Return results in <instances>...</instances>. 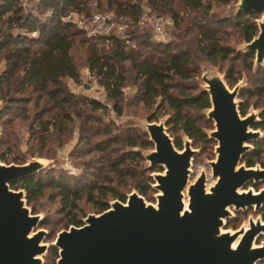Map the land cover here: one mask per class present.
<instances>
[{
    "label": "trees",
    "instance_id": "1",
    "mask_svg": "<svg viewBox=\"0 0 264 264\" xmlns=\"http://www.w3.org/2000/svg\"><path fill=\"white\" fill-rule=\"evenodd\" d=\"M38 1L49 11L45 17L24 7L21 0H0V54H3L5 61V67L0 76V90L2 83H16L14 90L16 89L17 96H9V101L30 100L28 96H23L24 91H22L28 89L30 93H37V103L42 97L47 99L48 103L52 102V113L48 118H39L37 114L34 115V118L39 119L38 130L33 132V135L39 144L38 153L41 155L53 136L58 141L69 130L68 123L72 120L70 107L75 104H85L92 110L106 107L101 100L75 93L65 86L63 77L78 80L80 75L79 65L72 51L83 53L86 67L96 82L103 87L117 114L123 111V87L127 79L124 63L128 61L134 72V81L141 87L143 105L149 109L155 106L148 114L150 119H156L158 111L168 114L167 129L178 148L182 147L181 131L183 136L195 142L209 141L193 113L194 110L210 106L208 93L201 89L195 92H186L182 88L175 90L178 81H187L200 74L199 57L219 66L231 56L243 58L248 68L252 64L253 52L244 53L237 51L231 45L223 44L218 35L205 29L202 24L197 25L195 47L198 57L194 55L190 47L184 46L171 50L170 42L155 40L148 30L139 28L137 22L139 23L142 9L136 0H106L110 6L106 7L107 10L113 11L117 17H126L132 21L124 22L127 24L124 32L128 42L126 38L114 35L108 37L88 35L75 22L63 18L68 9L77 12L85 11L84 13L88 14V8L84 9L88 0ZM178 1L189 10L211 7L210 0ZM218 1L229 3L231 0ZM148 2H151L153 8L169 13L173 22L178 25L180 16L169 6L170 0H148ZM256 17L258 15L253 11H240L237 14L225 15L218 20L220 23L236 27L240 38L249 41L258 30ZM142 46L151 47V51L142 52L140 48ZM225 76L229 85L236 82L232 75V68L226 70ZM254 84L256 87L243 89L239 96L245 94L249 97L253 95L258 97L254 103L260 105L261 112L259 120L252 126L264 130V75L256 79ZM248 107V100L239 103V111L242 115L247 112ZM123 130L126 131L125 141L130 147L123 149L121 146L114 149L116 152L120 149L122 151L115 156L110 167L119 176H134V187L141 194L146 195L152 189L153 180L149 171L155 169H144L138 162H133L134 159L139 160L141 154L138 150L132 149V146L147 147L152 142L145 132L137 128L128 127ZM109 132L107 130L106 133ZM118 141L120 138H113V143ZM4 143H7V146L5 150L0 151V158L7 162L23 163L25 160L23 154H14L12 158H6V152H10L12 147L7 139ZM252 144V148L245 152L241 159L246 165H253L263 152L262 145L257 140H253ZM83 178L71 181L64 173L44 171L10 181V187L25 190L27 204L32 205L33 212H36L33 203L47 189H51L52 197L59 196V210L67 216L66 226L82 223V217L85 214L80 212L79 201L83 197L95 205L96 212L109 206V196L125 200V194L118 191L112 184L97 183L93 180L83 182ZM44 222L46 223V219ZM51 248L55 261L58 251L53 245Z\"/></svg>",
    "mask_w": 264,
    "mask_h": 264
},
{
    "label": "water",
    "instance_id": "2",
    "mask_svg": "<svg viewBox=\"0 0 264 264\" xmlns=\"http://www.w3.org/2000/svg\"><path fill=\"white\" fill-rule=\"evenodd\" d=\"M240 11L262 13L255 18L257 33L244 40L243 49L234 48L253 52L255 63L261 64L264 0H237L234 14ZM200 79L201 90L210 100V106L203 109L214 121V128L205 132L217 142L216 156L210 161L212 185L206 187L204 172L189 183L196 151L191 139L181 131L182 147H176L167 117L154 120L147 115L142 130L154 147L145 154V168L162 167L150 172L156 201H147L132 190L126 201L114 199L106 209L88 213L80 225L61 229L46 244L47 231L38 228L43 215L28 206L23 188L10 187V181L36 173L44 162L38 157L23 163L0 160V264H43L49 245L57 247L56 264H257L264 259V242L255 244L264 230L260 219L250 218L248 226L238 230L222 229L230 206L258 208L264 201V188L257 193L251 188L241 190L248 181L264 180V166L241 164L252 147L250 142L259 136L261 128L252 124L259 120L261 108L247 109L242 115L241 85L230 87L218 69H202Z\"/></svg>",
    "mask_w": 264,
    "mask_h": 264
},
{
    "label": "rangeland",
    "instance_id": "3",
    "mask_svg": "<svg viewBox=\"0 0 264 264\" xmlns=\"http://www.w3.org/2000/svg\"><path fill=\"white\" fill-rule=\"evenodd\" d=\"M21 1L24 7L30 9L41 17H45L49 12L48 9H45L40 5L38 0ZM136 1L139 2L142 9L139 23L137 22L139 28L145 31L148 30L152 38H155V40L170 42L172 44L171 50H177L178 47L184 46L190 47L194 55L198 57L199 54L196 52L195 47L197 43L196 37L198 24H202L205 29L211 30L218 35L223 44L231 45L236 49H243L245 42L240 38L237 28L222 22L220 23L218 20L225 15L234 13L237 0H231L229 3L210 0V9L200 8L198 10H189L185 8L180 1L170 0L169 6L177 11L180 16L178 25L173 22L169 13L164 10L160 11L158 8H153L151 2H148V0ZM205 5H207V3H205ZM107 6L109 5L106 0H88L87 5L84 7V9L88 8V14H85V11L77 12L68 9L63 17L82 20L88 28L91 25V23L88 22V17L91 13L110 14L120 23L119 30H122L124 26L126 27L127 24H123L124 22H132L128 20V18L126 19V17H117L113 11L106 9ZM257 15L258 18H261L262 13H257ZM132 24L134 25V23ZM159 27H162V34H157V31L155 30ZM140 48L143 50L142 52L151 51V47L142 46ZM72 53L79 65L80 75L78 80H73L67 76L63 77L62 79L65 86L70 91L95 99L97 98L93 95L101 93L102 96L98 99L104 102L106 107L97 110H92L85 104H75L70 107L69 110L72 112V120L68 123L69 130H67L65 135H63L58 141L55 140L53 136L48 142L47 147L44 148V153L41 155L38 153L39 144H37L33 132L35 133V131L38 130V119L48 118L52 113V102L49 101L48 103L47 99L42 97L38 99L37 103V93H30L28 89L22 91H24L23 96H28L30 100L26 102H11L8 97L17 94L15 91L16 89L14 90L16 83H2V88L0 90V151L5 150L7 143H4V141L7 139L8 144L12 147L11 151L6 152L5 154L7 159L12 158L14 154L25 155L24 162L32 157H38L44 162L45 166L37 172H61L67 175L71 181L85 177L83 178V182H91L93 180L97 183L102 182L112 184L118 191L125 194V200L121 201H126L128 193L132 190H138L134 187V176H119L112 171L110 164L115 156L122 151V149H120L116 152L114 149L121 146L123 149L130 147L125 141L127 134L123 129L134 127L143 132L142 128L145 117L155 108V106H153L152 109H149L143 105L141 100V87L138 82L134 81V72L131 70L129 62L126 61L124 66L127 79L125 86L123 87V111L121 114H117L112 107L111 101L107 98L103 87L99 85L94 78L89 77V74L87 73L88 68L84 63L83 53L81 51H72ZM198 60V70L200 71V74L202 69H218L226 79V70L232 68V75L235 77L236 82L233 85H230V87H233L236 84L241 85L239 93L245 88L256 87L254 81L264 75V61L261 64H256L254 56L252 57L250 68L245 65L243 58L235 56H231L229 59L221 63L220 66L212 64L200 57ZM4 67L5 61L3 59V54H0V76L3 73ZM200 74L187 81H178L179 83L176 85L175 90L182 88L186 92H195L196 90L201 89L202 81L200 79ZM92 83L97 86V90L94 93L89 89ZM238 100L249 101L248 112L258 111L261 108L260 105L254 103L255 100H258L256 95L250 97L245 94L241 96L238 95ZM193 113L195 114L198 125L208 134L210 130L214 128V121L208 118L204 109L194 110ZM35 114H37L39 118H34ZM167 115V113L158 111L156 120H164ZM107 130L110 132L106 133ZM114 137L120 138V141L113 143ZM256 140L262 145L263 152L261 156L256 159L254 166L262 167V163H264L263 129L260 130L259 136ZM15 143L17 144L13 145ZM99 143L101 145H99ZM216 143L217 142L214 138H209L207 143L195 142L191 139V147L196 151L191 159L189 183L194 181L201 172H204L205 174L207 188L215 182V177L212 175L211 171L210 161L216 156ZM250 143L253 146L252 142ZM153 147V143L147 147L140 145L132 146V149L138 150L141 154L140 159H134L133 162H138V164L145 169L148 164L145 154ZM0 160L5 163H10L1 158ZM241 164L245 163L241 161ZM154 169L159 171L162 167L156 166ZM249 188L252 190L264 188V180L256 181L255 185L252 184V182L246 184L241 190H247ZM156 192L157 190L152 187L146 195H142L147 201L155 202ZM52 194L53 192L51 189H47L45 193L33 203L36 211L35 213H41V215H43V219L38 228L42 227L47 231L45 239L43 240L46 244H50L54 241L57 233L61 229L68 228L70 225H65L67 222V216L59 210V196L54 198L52 197ZM114 199L118 198H112L109 196V202H112ZM28 206L32 207L31 204H28ZM79 206L81 210L80 212L85 214L82 217V220L88 213H97L95 205L92 202L87 201L85 197L79 201ZM263 211L264 206L258 209L251 207L244 210H236L231 206V213L229 217L226 218L227 223L222 229L230 231L238 230L243 226H248L250 218L253 220H256L257 218L264 220ZM45 219L46 223L44 222ZM262 242H264V230L256 238L255 244H260ZM42 259L43 264H56L51 245L48 246L46 252L42 255ZM257 264H264V259L260 260Z\"/></svg>",
    "mask_w": 264,
    "mask_h": 264
},
{
    "label": "built area",
    "instance_id": "4",
    "mask_svg": "<svg viewBox=\"0 0 264 264\" xmlns=\"http://www.w3.org/2000/svg\"><path fill=\"white\" fill-rule=\"evenodd\" d=\"M63 18L69 19V20H72L73 22H75L79 27L83 28L88 35L106 36V37L114 35V36L126 38V41L128 42L127 37H126L125 32H124L125 26L122 30H119L120 23L108 13L107 14L91 13V15L88 17L89 18L88 22L91 23L89 28L84 24V22L82 20H74V19L65 18V17H63ZM123 24H125V23H123ZM158 29H160V30H158ZM158 29L157 28L155 29L157 31V34H162L163 33L162 27H159ZM87 73L89 74V77L93 78V76L89 70H87ZM96 88H97V86L94 85L93 83L89 87V89L93 93L96 92V90H97ZM93 96L98 99L102 96V94L99 93V94H96Z\"/></svg>",
    "mask_w": 264,
    "mask_h": 264
},
{
    "label": "flooded vegetation",
    "instance_id": "5",
    "mask_svg": "<svg viewBox=\"0 0 264 264\" xmlns=\"http://www.w3.org/2000/svg\"><path fill=\"white\" fill-rule=\"evenodd\" d=\"M252 148V147H251ZM256 163V162H255ZM255 163L253 164V165H247V166H254L255 165ZM262 166H264V164L262 163ZM259 181H262V180H259ZM252 182V184H254L255 185V183H256V181H253V180H251V181H248L246 184H249V183H251ZM245 184V185H246ZM262 189V188H261ZM260 190V189H259ZM259 190H254L253 189V191L255 192V193H257V192H259ZM243 191H245V190H243ZM264 206V201L262 202V204L258 207V208H261V207H263ZM231 207V206H230ZM230 207H229V210H230ZM251 207H254V209H258V208H255V206L253 205V206H248V207H246L245 209H249V208H251ZM241 209H243V208H240V209H236V210H241ZM244 210V209H243ZM229 217V216H228ZM263 217H264V211H263ZM227 218V217H226ZM225 218V224L227 223V219ZM259 219V218H258ZM262 222H264V220H262V219H260ZM262 232V230L260 231V233ZM259 233V234H260ZM259 234L257 235V237L259 236ZM256 237V238H257ZM256 238H255V240H256Z\"/></svg>",
    "mask_w": 264,
    "mask_h": 264
},
{
    "label": "bare ground",
    "instance_id": "6",
    "mask_svg": "<svg viewBox=\"0 0 264 264\" xmlns=\"http://www.w3.org/2000/svg\"><path fill=\"white\" fill-rule=\"evenodd\" d=\"M186 201H187V200L185 199V204H186ZM245 227H247V226H245ZM236 241H237V240L233 241V246L236 244Z\"/></svg>",
    "mask_w": 264,
    "mask_h": 264
}]
</instances>
